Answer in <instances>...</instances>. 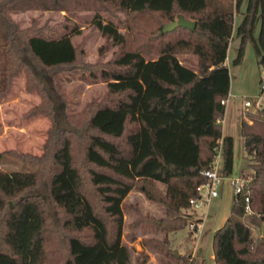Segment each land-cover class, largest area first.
<instances>
[{"label":"trees","instance_id":"obj_1","mask_svg":"<svg viewBox=\"0 0 264 264\" xmlns=\"http://www.w3.org/2000/svg\"><path fill=\"white\" fill-rule=\"evenodd\" d=\"M243 3L233 63L241 62L250 43L264 71V0H234L232 6L220 0H0V95L24 73L26 89L40 97L26 115L50 119L40 154L11 152L32 169H0V264H145L148 254H133L122 240L124 199L133 188L164 208L163 216L135 218L136 225L163 234L141 243L158 253L159 264H194L190 253L171 247L167 234L191 218L189 200L207 180L202 171L218 147L221 174L232 172L233 137L222 132L220 120L230 86L225 58L234 15ZM26 9L64 11L66 19L77 11L92 12V25L105 40L98 59H83L82 45L71 41L80 33L75 26L58 37L46 28H18L8 13ZM103 13L123 14V30ZM179 13L194 20V28L162 31ZM109 43L117 48L102 60ZM179 53L195 55L196 69L182 64ZM78 69L100 71L106 93L82 111L64 115L61 126L55 109L58 78ZM257 113L240 121L252 175L213 231L215 264H264V237L254 240L243 221L246 215L254 225L264 221V107ZM6 153L0 151V162Z\"/></svg>","mask_w":264,"mask_h":264},{"label":"rangeland","instance_id":"obj_2","mask_svg":"<svg viewBox=\"0 0 264 264\" xmlns=\"http://www.w3.org/2000/svg\"><path fill=\"white\" fill-rule=\"evenodd\" d=\"M224 6H232L234 0H220ZM244 9V3L236 11L233 20V37L230 39L227 49V66L230 76V96L226 102L227 114L223 120V130L226 134L233 137V166L231 175L244 172L252 175V169L247 165L246 153L243 148L242 136L239 132V122L242 118L249 119L251 115H257V111L249 108L247 111H241L244 99H254L259 93V82L263 75L262 67L258 65L253 46L246 43L244 53L240 63H233L239 45V38L234 35L237 23L241 19V12ZM10 19L18 28L27 27L46 28L45 32L58 37L67 32L72 27L80 29V33L71 36L73 44H81L84 49L83 59L88 62H94L98 59V47L104 43L98 29L92 25L93 13L90 11H77L70 19H66L65 12L59 10H10L8 13ZM103 18L112 19L123 30L121 19L123 14L118 17L103 13ZM176 19V18H175ZM260 25V17L257 15L253 33L257 36ZM4 37L2 34V20H0V52L3 49ZM116 45L111 43L102 56V60L110 58L112 52L116 50ZM146 57H153L147 55ZM178 60L192 68L196 69V56L189 53L177 54ZM2 66L3 57L0 55V88L2 87ZM44 75L48 78V73ZM60 96L56 98V115L61 126H65L64 115L73 114L82 111L86 105L92 101L100 100L106 93V81L100 76V71L91 74L87 70L78 69L74 72H61L58 78ZM234 93V94H233ZM40 101L39 95L35 91H28L25 86V75L20 73L13 78L12 84L5 94L0 95V151H6V155L0 162V169L11 170H30L32 165L23 162L11 152H28L40 154L47 136V130L50 125V119L44 115L27 116L29 109L37 105ZM233 103L234 118L230 113V106ZM243 115V117H242ZM233 121H235L233 123ZM161 189L164 185L158 183ZM126 206L123 209L124 223L122 229V240L133 248V254H148L149 258L145 264H159L158 253L144 246L141 241L144 237L156 236L161 238V232L154 233L149 229L143 228L134 223L138 214H149L153 216H163L164 208L158 202H153L137 189H131L125 199ZM213 209V201L210 204ZM203 205L197 208L196 212H191V219H195L203 211ZM194 207H191V209ZM51 211H53L51 207ZM54 213V211H53ZM214 213L209 214L202 223L198 237H192L187 226L177 232H170L167 237L170 245L177 253H190L194 249V264H200V259L205 258L209 262V248L211 229L214 224ZM243 221L250 225L254 240H258L262 235L259 225L250 222L249 216H244ZM187 225V224H186Z\"/></svg>","mask_w":264,"mask_h":264},{"label":"built area","instance_id":"obj_3","mask_svg":"<svg viewBox=\"0 0 264 264\" xmlns=\"http://www.w3.org/2000/svg\"><path fill=\"white\" fill-rule=\"evenodd\" d=\"M259 90H264V71L262 77L260 78ZM262 91L259 92L258 96H256L252 100H243L242 107L244 112L247 111L249 108H252L253 111H257V109L264 107V93ZM220 170L221 150L220 147H218L216 154L209 167L202 171V173L207 177V180L198 185V196L193 197L189 200L191 207L195 208L200 204L202 200L208 202L212 197L218 196L220 193V186L225 179L229 181L233 188V193L236 194L246 188L251 178V174L244 172H239L236 175H222ZM246 190L248 191V189ZM245 211L247 213L251 212L248 196H245ZM201 225L202 219H191L187 222L186 226L192 237H198Z\"/></svg>","mask_w":264,"mask_h":264},{"label":"crops","instance_id":"obj_4","mask_svg":"<svg viewBox=\"0 0 264 264\" xmlns=\"http://www.w3.org/2000/svg\"><path fill=\"white\" fill-rule=\"evenodd\" d=\"M226 58H227V54H226ZM226 58H225V64H227ZM229 96H230V86H229V92H228L227 99ZM226 102H227V100H226ZM225 105H226V103H225ZM234 107L235 106L232 103L230 106V113H231L232 118H234V114H233ZM242 110H243V107L241 106V111ZM226 114H227V108L225 106L223 117L220 120L223 133H225L223 130V120H224V117ZM242 117H243V115H242ZM234 119H236V118H234ZM234 122L235 121H233V123ZM239 132H240V122H239ZM233 143H234V140H233ZM233 194L234 193H233V188H232L231 184L229 183V181L227 179H225L220 186V193L218 196L212 197L208 202L202 200L200 202V204L197 207H195L192 211V212H196L197 208H199L201 205L204 206L203 211L199 215H197V217H196V218H201L202 223H203L205 221V219L208 217V215L212 214V211L215 210L214 224H213V227L211 229V235H210V248H209V252H208V256H209L208 264H215L213 250H212V246H211L212 234H213V231L217 227H219L224 222L226 217L228 216V214L230 212V206L232 203ZM212 201H213V209L211 210L210 204L212 203ZM192 257L195 259L194 249H192ZM199 263L200 264H207L205 258H201Z\"/></svg>","mask_w":264,"mask_h":264},{"label":"water","instance_id":"obj_5","mask_svg":"<svg viewBox=\"0 0 264 264\" xmlns=\"http://www.w3.org/2000/svg\"><path fill=\"white\" fill-rule=\"evenodd\" d=\"M176 26H184L193 29L195 26V21L187 19L181 13H179L176 19L164 24L162 31L166 32L172 30ZM260 231L261 235L264 237V221L260 225Z\"/></svg>","mask_w":264,"mask_h":264}]
</instances>
